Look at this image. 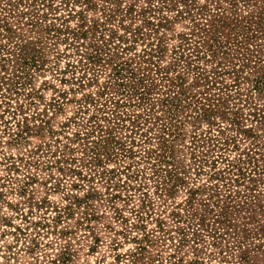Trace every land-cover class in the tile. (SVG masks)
<instances>
[{
  "label": "rangeland",
  "instance_id": "1",
  "mask_svg": "<svg viewBox=\"0 0 264 264\" xmlns=\"http://www.w3.org/2000/svg\"><path fill=\"white\" fill-rule=\"evenodd\" d=\"M25 1L10 5L37 10L42 25H28V14L20 22L11 16L17 32L0 36L15 49L30 40L41 49L40 67L27 77L16 52L11 60L0 52V78L8 80L0 90V264H131L135 253L136 264H264V96L253 87L259 59L252 54L245 65L233 50H205L212 33L200 28L211 26L216 0ZM221 1L220 10L240 17L262 4ZM116 6L123 9L110 17ZM81 28L88 35L78 38L73 31ZM262 37L253 48H264ZM89 42L102 45L103 59L85 69ZM151 42L161 50L142 62ZM128 57L136 69L141 62L153 69L152 103L114 86V64ZM163 74L180 75L186 88L174 118L179 132L169 140L185 181L164 182L157 173L170 118L158 100ZM107 83L114 90L102 94ZM203 103L215 109L213 122L197 116ZM225 109L234 119L221 116ZM25 122L41 126L10 135ZM98 124L123 142L118 155L92 150Z\"/></svg>",
  "mask_w": 264,
  "mask_h": 264
},
{
  "label": "trees",
  "instance_id": "2",
  "mask_svg": "<svg viewBox=\"0 0 264 264\" xmlns=\"http://www.w3.org/2000/svg\"><path fill=\"white\" fill-rule=\"evenodd\" d=\"M18 3L26 2L25 0H16ZM75 1H81L85 2L88 7L95 6V2L92 0H75ZM111 2H119V0H109ZM262 4L259 5V11L257 13H251L248 14L247 17H240L237 15H231L228 13V7L224 6L222 10H220V7H222V1L216 0V8L219 9L218 11H213L210 13V17L207 21L211 20L212 24L211 26L204 25L200 29L203 31L204 34H207L208 32L212 33V41L209 44L208 49L205 50L207 52L210 51V54H218V53H230L232 50L236 53L239 59L246 60L245 65L250 63V59H252L251 55L258 57L259 60L255 63V69L256 76L254 79V90L256 92H259L261 95L264 96V65L261 66L259 63L264 61V59L261 56V53H264V48H253L252 42L255 40H258L260 37L264 36V0H261ZM233 4H236V0H230ZM4 4L2 5L1 9L5 10V14H3L2 11H0V36H14L13 33L17 32V29L15 26H13L10 22L11 16L15 17L17 21H21L22 17L25 15H29L27 19L28 25L33 26H40L43 23V19H41L40 16H38L37 10H32L31 8H22V10L19 8L18 5L13 7V5H10L13 3V0H4ZM17 3V4H18ZM31 3V2H30ZM29 3V4H30ZM33 3H31L32 5ZM10 5V7L8 6ZM108 8V6H105V10ZM110 9L109 14L110 17L115 16V12L118 9H123L121 6H116V8ZM133 9V8H131ZM207 10H212V7ZM129 11V10H128ZM82 18H84V14L82 15ZM151 22V21H149ZM32 26V27H33ZM42 27V26H41ZM43 28V27H42ZM52 27H48L47 29H51ZM95 28L99 30V25L96 24ZM78 38L82 34L88 35L87 30L84 29H76L73 31ZM16 35V34H15ZM103 35V34H102ZM101 35V36H102ZM226 36V38H224ZM263 38V37H262ZM94 47V51H88L87 57L88 60L84 63L86 64L85 69L93 68L95 64H98L102 61L103 57V48L102 45L99 42H89ZM264 45V43L262 42ZM16 49L8 45L7 43L0 41V52L7 53L4 54L3 59L11 60V56L13 52L17 53V56L20 57V64L19 68L23 72H27V74L24 77H27L31 73V69L34 65L35 68L40 67L39 60L40 58V47L36 45V43L33 41H28L26 43H15ZM160 47V44L158 42H151L150 48H146L145 51L148 52V58L143 57L142 62H147L148 59L151 60L152 56L155 55L156 52H159L161 49H158ZM126 49V46L123 47V50ZM237 50H240V53H238ZM263 51V52H262ZM28 52L32 55V59L29 60L27 58H24L25 53ZM151 54V57L150 55ZM209 54V53H207ZM198 58H202L201 56L197 55ZM131 57L125 58L124 61L115 62L114 64V78L115 83L114 86L118 87L122 91H126L127 95L129 97L136 96L138 98L139 104H148L149 102L152 103L154 100L153 95V87L157 86V83L155 82V77L150 73V71L153 69L149 66H146L141 63L138 66V69L134 68L131 63ZM19 60V59H18ZM260 65V66H259ZM149 70V72H147ZM203 72H200L201 77H203ZM5 77V75L1 76ZM180 75L176 76L175 74H163L162 79L166 80V82L163 84L164 88H160L161 95L158 96V100L161 101L163 107H165L167 111V115H169V121L168 123L163 125V138H164V150L161 151V153L157 152L159 155L158 163V169L157 173L160 177H163V181L167 182L170 181L172 178H177L180 181H185V175H181V172L187 173L186 169H180L178 168V165L175 162V149L172 144L169 143L170 141L175 140V136H177L176 133H178V129L174 126L177 124V120H174V118L177 115V111L180 107V105L184 106L183 101L187 97L186 95V88L184 87V80L180 79ZM177 78V79H176ZM8 83V80L1 79L0 78V90L3 89V84ZM10 90V89H9ZM114 87L112 83H107L104 86V89L102 91V94L105 92H113ZM6 93H8L6 90H4ZM114 98V97H112ZM209 98V97H208ZM92 101L95 100V98L92 96L90 98ZM115 99V98H114ZM4 101V98L0 101L2 103ZM118 101V100H116ZM127 102V100H126ZM198 104V103H197ZM196 104V110L198 112L197 116L202 115L203 118L208 119L210 122H213L211 115L215 113V109L211 108L210 106H207L206 103L200 104V106H197ZM115 105H119L116 104ZM7 111H11V109H6ZM257 114V113H256ZM221 116L223 118L228 119H234L232 118L231 114L225 109L221 112ZM149 118V117H147ZM151 118H155V116H150ZM136 120H134L135 122ZM136 123V122H135ZM41 124H30L29 122H25L24 124L19 123L18 130L10 132V135L15 138H21L24 137L26 133H29L31 131H34L38 129ZM142 124H139V128ZM99 131L101 132L98 135V138L95 140L96 144L92 146V150L96 153V156L101 155L102 153L109 154V156L113 157L115 155L119 154L118 148L125 147L123 142L115 137L112 134L111 129H106L103 127V125L98 124ZM96 130L95 127L91 130L94 132ZM241 130L244 131L246 135H248L249 132L253 131V128H241ZM223 133H225V130H221ZM247 132V133H246ZM231 136L235 137L236 135L231 133ZM223 140V141H222ZM222 143L227 144L230 141L229 136L221 135ZM249 160L251 161L252 158H255L254 155L248 153ZM229 168L232 170L235 169L236 164L233 161H229ZM222 173V172H221ZM217 175V174H214ZM221 175V174H220ZM220 177V176H218ZM134 259H132L131 264H136V260L140 257L139 253H135ZM198 262V261H196Z\"/></svg>",
  "mask_w": 264,
  "mask_h": 264
}]
</instances>
